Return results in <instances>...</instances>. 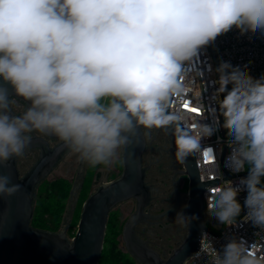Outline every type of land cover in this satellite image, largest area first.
<instances>
[{"label":"clouds","instance_id":"clouds-1","mask_svg":"<svg viewBox=\"0 0 264 264\" xmlns=\"http://www.w3.org/2000/svg\"><path fill=\"white\" fill-rule=\"evenodd\" d=\"M233 27L264 34V0H0V165L24 157L34 132L55 136L90 168L123 163L138 130L150 136L171 129L178 162L209 155L201 139L213 127H182L171 101L187 90L199 52ZM216 71L228 162L234 172L248 167L240 181L247 217L264 230V77L228 63ZM16 97L29 102L20 114L13 111ZM20 191L0 173V198ZM239 191L231 183L217 188L209 214L233 224ZM189 220L178 212L175 223ZM214 252L209 264H264L235 239Z\"/></svg>","mask_w":264,"mask_h":264},{"label":"water","instance_id":"water-1","mask_svg":"<svg viewBox=\"0 0 264 264\" xmlns=\"http://www.w3.org/2000/svg\"><path fill=\"white\" fill-rule=\"evenodd\" d=\"M217 69V68H216ZM219 76V73L217 72ZM0 84H3L0 78ZM10 97H15L10 85ZM231 89V85L227 86ZM225 94L222 93V99ZM18 102L27 106L29 102L16 97ZM20 112V113H21ZM18 113V114H20ZM221 133L224 134L223 116L219 111ZM182 126V125H181ZM163 132L174 142L172 130ZM29 147H39L40 151L30 168L19 176L15 158L0 165V173L10 175L12 183L22 185V191L9 198H0V264H98L106 234V223L111 210L120 202L135 200V210L124 221L121 229L120 244L138 264H183L199 247L200 237L206 225L203 192L206 186L217 184L220 179H227L229 174L222 166L226 150L222 146L221 168L225 172L222 178L200 180L195 157L189 155L182 163V173L188 179V197L185 203V216L189 217L186 234L171 253L163 258L137 235L138 223L155 218L145 212L151 200V186L146 183V168L142 164V154L146 146L143 130H138L134 142L122 154V169L117 177L101 183L84 200L74 235L69 239L66 233L50 231L31 225L34 214L33 200L36 188L57 166L62 156L69 150L55 136H32ZM50 141H55L50 145ZM99 173H97L96 181ZM213 234V233H212ZM217 235V234H213Z\"/></svg>","mask_w":264,"mask_h":264},{"label":"built area","instance_id":"built-area-1","mask_svg":"<svg viewBox=\"0 0 264 264\" xmlns=\"http://www.w3.org/2000/svg\"><path fill=\"white\" fill-rule=\"evenodd\" d=\"M221 63H228L232 67H239L246 70L254 79L264 77V34L256 33L241 34L233 27L227 33L219 35L215 41L205 46L195 58V69L190 72L187 81L188 88L179 97H173L170 111L180 113L184 119L180 122L182 127L195 130L198 123L208 124L213 127V133L201 139V151L210 150L209 155L194 154L200 180L222 178L225 176L221 168V154L223 144L226 147L222 158V166L229 174H237L247 171L246 166L240 172H234L229 165L228 158L231 154L230 137L224 128L221 133L219 122V100H222V93L216 95L219 88L216 68ZM196 109V111H192ZM224 122V118H223ZM247 177V174L230 176L227 179H220L217 184L206 186L203 192L205 211L208 212V203L216 189L227 183L238 187L240 191L237 200L241 204V213L231 225L220 222L216 230L210 229L212 233L204 230L200 237V244L196 252L192 254L183 264H209L215 252L222 253L224 246L235 239L243 241L252 247L254 254L264 260V230L255 226L247 217L245 199L247 190L240 181ZM203 249V253L201 252ZM200 253L198 259H193Z\"/></svg>","mask_w":264,"mask_h":264},{"label":"flooded vegetation","instance_id":"flooded-vegetation-1","mask_svg":"<svg viewBox=\"0 0 264 264\" xmlns=\"http://www.w3.org/2000/svg\"><path fill=\"white\" fill-rule=\"evenodd\" d=\"M21 108L22 104L19 102L13 105V111L16 114L21 112ZM34 135H39V133H32V136ZM159 137H162L166 147H162L158 144ZM145 138L146 146L142 154V164L147 167L145 171V180L146 183L151 186V200L144 210L148 214L158 216L155 218H148L138 223L135 227V231L137 235L144 239L150 247L159 252L164 258L165 253L169 252V248L173 245L172 238L175 231L180 230L179 226H174L176 215L181 211L185 214L186 201L182 199L180 189L185 185L187 176L181 172L182 163L175 159L176 149L174 142L163 130L154 129L151 135L145 136ZM54 143L55 141L49 142L50 145ZM39 151L40 149L37 146L29 147L26 149L24 157L15 158L19 176L23 175L30 168L36 160ZM68 152H66L62 158ZM32 154L36 155L33 161L27 166L28 160L32 158ZM87 168L88 170L90 169L89 166H87ZM97 173L95 174V183L98 182L100 175L99 173L96 181ZM82 179L84 180V177ZM80 185H82V183ZM34 204L35 198L33 200V205ZM181 205L183 206L181 207ZM168 233L169 235L163 238V235Z\"/></svg>","mask_w":264,"mask_h":264},{"label":"rangeland","instance_id":"rangeland-1","mask_svg":"<svg viewBox=\"0 0 264 264\" xmlns=\"http://www.w3.org/2000/svg\"><path fill=\"white\" fill-rule=\"evenodd\" d=\"M158 144L161 145L162 147H166V144L164 143L162 137L161 138L159 137ZM35 155L36 154H32V158L28 160L29 162L27 161L28 162L27 166L33 161ZM121 169H122V163L116 165L111 170H106L102 166H98L94 170H92L91 168L88 170L86 164L79 162L74 154H72L71 152H68L59 161V163L53 169V171L44 180L41 181V183L39 184L37 188V191H38L37 193L41 195L40 199L43 202L45 199V191L53 183L52 181L60 179V181L65 180L69 184V192L66 195V197L62 199V202H61L63 207L60 211L59 227L55 231L63 230L66 233V235L69 237V239L74 235L76 228H77V223L80 217L82 204L84 202V201L82 202L80 208H77L78 201H79V198H78L79 190L82 187V185L80 184L83 181L82 179L83 177L84 178L86 177L87 179L86 183L88 184L85 188L86 189L85 192L88 196L91 192H93L97 188L99 184L117 177L119 173L121 172ZM246 169H248L247 166H246ZM97 172H99L100 175H99L98 182L95 183V174ZM261 179H262V183H264V177H262ZM185 182H186L185 185L180 190H181L182 199L186 201L188 197V179L187 178L185 179ZM182 206L183 205H181V207ZM112 210H116L118 212L117 214H119V221H121L122 223L121 226H122L126 218L134 212L135 200L129 199V200L120 202ZM204 217H205L206 225L210 229L216 230L220 222L214 217H212L209 214V212H206V211L204 213ZM174 226H179L180 230L175 231V234L172 238L173 245L171 246V248H169V252L165 253L164 258H166L171 253L173 248H175L181 242V240L184 238L186 234L185 226H180V225H177L176 223L174 224ZM120 228L122 229V227ZM120 235H121V232H120ZM167 235H169V233L163 235V238H165Z\"/></svg>","mask_w":264,"mask_h":264},{"label":"trees","instance_id":"trees-1","mask_svg":"<svg viewBox=\"0 0 264 264\" xmlns=\"http://www.w3.org/2000/svg\"><path fill=\"white\" fill-rule=\"evenodd\" d=\"M91 169L94 170L95 168ZM86 180L85 177L82 181V187L79 190L77 208L81 207L82 202L87 196L85 188L88 183H86ZM52 182L45 191V199L43 202L40 199L41 195L39 193L36 194L31 225L41 229L55 231L59 227L60 211L63 207L61 202L69 192V184L65 180L60 181V179ZM117 213L116 210H111L108 215L104 246L98 264H138L120 244V227H122V223L119 221V214Z\"/></svg>","mask_w":264,"mask_h":264},{"label":"snow or ice","instance_id":"snow-or-ice-1","mask_svg":"<svg viewBox=\"0 0 264 264\" xmlns=\"http://www.w3.org/2000/svg\"><path fill=\"white\" fill-rule=\"evenodd\" d=\"M192 111H196V109H192ZM207 156V155H206Z\"/></svg>","mask_w":264,"mask_h":264}]
</instances>
